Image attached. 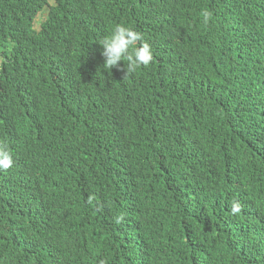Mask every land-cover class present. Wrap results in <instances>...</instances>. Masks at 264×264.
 Masks as SVG:
<instances>
[{"label": "trees", "instance_id": "16d2710c", "mask_svg": "<svg viewBox=\"0 0 264 264\" xmlns=\"http://www.w3.org/2000/svg\"><path fill=\"white\" fill-rule=\"evenodd\" d=\"M44 7L48 15L36 31L33 20ZM232 15L235 25L215 43L216 24ZM117 25L144 35L140 43L151 48L150 65L128 75L126 61L106 68L99 43ZM231 40L243 46L236 62L220 53ZM261 53L264 0H0V141L9 139L22 151L34 127L56 139V150L69 146L64 164L80 163L88 152V110L114 111L113 119L129 118L122 132L139 147L121 149L116 162L101 167L87 164L92 176L117 171V185L129 187L153 218V232L171 244L149 264H264V225L221 234L230 200L220 196L221 188L239 182L264 206V85L248 74ZM181 57L193 69L178 76L181 90L157 87ZM242 82L255 89L254 109L241 115L253 121L252 142L251 133L238 136L235 130V110L244 98L236 84ZM213 116L226 133L224 143L210 126ZM175 129L178 140L168 144ZM176 147L193 151V157H173ZM46 157L47 167L36 178L26 170L13 177L10 168L0 171V229L25 234L23 218L29 216L49 225L42 233L31 231L38 248L65 261L81 258L84 243L69 235L61 200L48 198L63 192L72 175L54 152Z\"/></svg>", "mask_w": 264, "mask_h": 264}, {"label": "clouds", "instance_id": "9594fccd", "mask_svg": "<svg viewBox=\"0 0 264 264\" xmlns=\"http://www.w3.org/2000/svg\"><path fill=\"white\" fill-rule=\"evenodd\" d=\"M227 7L231 10L230 5ZM43 9L34 17V29V21ZM235 21V16L232 15L216 24L215 29L219 34V39L215 37V43L221 39V33L226 34L230 28H233ZM35 30L39 31L40 27ZM144 39V35L140 36L131 28L117 25L111 36L99 43L102 45L101 55L106 68L111 69L117 66L118 62L126 61L128 75L139 67L150 65L153 59L152 51L147 43H140ZM242 50V45L231 40L220 53L221 57L230 55L232 62H236L237 57L243 58ZM254 62L255 68L249 69L248 74L255 79L258 78L264 85V54L261 53ZM170 70L173 75L160 82L157 87H171L173 84L175 92L177 89L181 90L178 76L184 71L193 69L187 58L181 57L176 63L170 65ZM236 86L238 94L244 98L235 110L239 114L235 130L238 136L240 133L243 136L251 133L249 140L252 142L256 138V134L253 132L255 128L253 121L243 119L241 115L254 109L255 89L245 86L244 82L237 83ZM262 91L264 92V89ZM179 101L181 98L170 102L169 105L173 108ZM177 107L175 106V108ZM88 115L91 121L88 152L80 163L64 164L62 159L71 154L69 146L56 150L52 146L53 143H56V139L47 137L43 131L34 127L26 132L28 146L22 151L13 147V141L9 139L0 141V171L10 168L11 171L7 173L10 177H13L16 170H26L28 175L35 178L40 176L47 167L46 156L49 152H54L59 163L71 173V181L67 188L48 198L61 200L58 207L59 214L65 215V219L71 224L69 235L76 236L83 241V256L65 261L57 258L45 246L38 248L32 243L38 239L31 234V231L42 233L49 225L41 221L35 222L31 217L25 216L23 222L28 226V231L25 234H20L15 229L6 228L7 231L0 229V239L6 246L0 248V264H149L152 257L167 251L166 247L171 245L153 232L155 226L153 218L133 200L129 187L120 188L117 185L114 180L117 171L107 169L101 174L92 176L88 168L87 162L93 166L95 162H98L101 167L106 163L116 162L121 149L129 150L139 147L137 140L122 132L125 126H129V118L113 119L114 111L110 116L100 107L88 110ZM210 126L217 132L216 140L224 143L227 136L219 117L213 116ZM177 140L175 129L169 133L167 142L169 144ZM13 148L16 150L15 153ZM259 150L260 170H264V155L260 154L263 149ZM171 154L183 161L193 157V151L180 147L174 148ZM103 179L105 180L104 185L101 183ZM113 183L118 188H110ZM99 187L102 191L97 192ZM220 196L222 199L230 200L229 214L222 222L221 234L231 235L249 227L259 226L262 228L264 206L259 198L251 194L247 188H241L238 182L233 187L221 188ZM33 223L38 225V228L31 225ZM97 246L102 247L99 252L94 250ZM37 249L42 250L36 251Z\"/></svg>", "mask_w": 264, "mask_h": 264}, {"label": "rangeland", "instance_id": "374dc122", "mask_svg": "<svg viewBox=\"0 0 264 264\" xmlns=\"http://www.w3.org/2000/svg\"><path fill=\"white\" fill-rule=\"evenodd\" d=\"M51 2V1H50ZM47 12H48V8L45 7L42 11L41 14H39L35 21H34V25H35V29H39L40 27V24L43 22V20L45 19L46 15H47Z\"/></svg>", "mask_w": 264, "mask_h": 264}]
</instances>
